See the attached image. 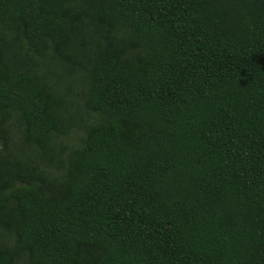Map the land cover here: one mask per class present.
I'll use <instances>...</instances> for the list:
<instances>
[{
    "label": "trees",
    "instance_id": "trees-1",
    "mask_svg": "<svg viewBox=\"0 0 264 264\" xmlns=\"http://www.w3.org/2000/svg\"><path fill=\"white\" fill-rule=\"evenodd\" d=\"M0 264H264V0H0Z\"/></svg>",
    "mask_w": 264,
    "mask_h": 264
}]
</instances>
